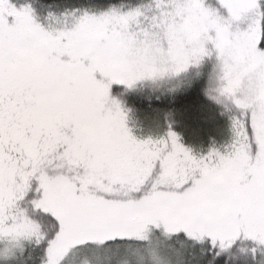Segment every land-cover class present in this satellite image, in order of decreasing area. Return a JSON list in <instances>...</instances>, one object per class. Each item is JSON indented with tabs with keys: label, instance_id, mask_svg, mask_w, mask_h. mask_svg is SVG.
I'll return each mask as SVG.
<instances>
[{
	"label": "snow or ice",
	"instance_id": "1",
	"mask_svg": "<svg viewBox=\"0 0 264 264\" xmlns=\"http://www.w3.org/2000/svg\"><path fill=\"white\" fill-rule=\"evenodd\" d=\"M216 4L72 0L45 24L0 0V264H63L73 237L88 264H151L138 226L160 220L167 264H264V0ZM212 55V99L239 110L227 155L138 142L108 106Z\"/></svg>",
	"mask_w": 264,
	"mask_h": 264
},
{
	"label": "trees",
	"instance_id": "2",
	"mask_svg": "<svg viewBox=\"0 0 264 264\" xmlns=\"http://www.w3.org/2000/svg\"><path fill=\"white\" fill-rule=\"evenodd\" d=\"M33 5L35 14L44 20V16L52 13H63L72 0H21ZM194 78L176 93L157 95L140 84L138 81L132 88L113 84L110 93L119 97L130 110V122L136 131L146 133H162L161 139H167L168 133L173 132L179 138V143L189 150L195 158L206 157L210 150L218 149L224 154L231 127L233 115H239L234 110L222 106L212 99L214 80L205 76ZM143 129V130H141ZM161 139L153 137L152 141ZM30 193L26 199H31ZM152 225V223H147ZM147 224H142L147 225ZM78 237L69 241H77ZM59 264V262H58Z\"/></svg>",
	"mask_w": 264,
	"mask_h": 264
},
{
	"label": "rangeland",
	"instance_id": "3",
	"mask_svg": "<svg viewBox=\"0 0 264 264\" xmlns=\"http://www.w3.org/2000/svg\"><path fill=\"white\" fill-rule=\"evenodd\" d=\"M209 3L212 4L214 7H218L216 4V0H209ZM35 13V11H34ZM63 14V13H61ZM58 14V15H61ZM37 22L45 23L47 22L48 15L44 16V20H39L35 14ZM243 27V25L241 26ZM208 76L212 80H214L215 86H213L212 90L214 92V96H218L217 89L220 86V76L221 70L218 64V61L215 58V55L205 57L201 60L199 64H190L187 69L184 71L176 74L170 75L169 77H165L163 80L153 82L152 80H142L140 84L145 87L146 89L150 90L151 92L157 93V95H166L172 94L173 91L180 90L181 88L185 87L188 84V81L193 80L194 78H202ZM214 100V99H213ZM116 101L119 104L120 110L125 117V125L129 129L130 135L136 139L138 142H144L153 137L161 139L162 133L160 134L155 132L146 133L145 131H136L134 125L130 122V110L126 108L123 101L119 99V97H114L110 93L109 95V107H111V102ZM216 102V100H214ZM224 107L229 108V112L234 110L236 114L239 115V110L235 109L234 106L229 104L228 102H221L219 103ZM227 104V106H226ZM231 109V110H230ZM235 119V115H233ZM231 133L229 134V138L224 145V154L220 153L221 155H227L231 149V145L234 142L235 133L233 127H231ZM212 152H218V149L210 150L209 154ZM208 154V155H209ZM207 155V156H208ZM206 156V157H207ZM201 159V158H197ZM171 225L167 224L164 220L158 221L156 224L152 225H143L138 226V232L140 234L139 239L141 240H150V260L151 264H167V254L170 251V236L169 231L171 230ZM157 229L159 230V235H156ZM80 242V238L70 243L69 239L65 241L63 246V264H88L87 258L80 252H73V247L75 244ZM26 243V240H21L20 244L17 245V251H20ZM129 249L134 251L136 248V243H130L128 245Z\"/></svg>",
	"mask_w": 264,
	"mask_h": 264
}]
</instances>
